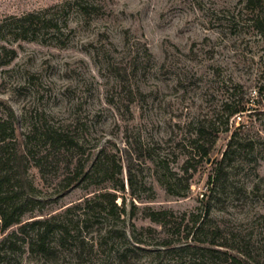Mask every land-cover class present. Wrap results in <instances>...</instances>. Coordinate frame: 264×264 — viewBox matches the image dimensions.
<instances>
[{"label":"rangeland","instance_id":"1","mask_svg":"<svg viewBox=\"0 0 264 264\" xmlns=\"http://www.w3.org/2000/svg\"><path fill=\"white\" fill-rule=\"evenodd\" d=\"M258 6L246 7V0H0V26L48 9L56 11L62 26L39 40L15 39L10 27L1 28L0 46L15 55L1 52L0 62L7 63L0 66V119L14 114L19 132L39 119L75 124L87 154L105 146L124 165L127 151L145 156L150 148L154 157L136 161L137 201L126 167L118 175L125 192H117V203L124 198L126 213L113 221L92 215L91 227L80 233L85 248L77 240L61 245L56 235L49 240L50 255L22 244L7 250L2 264H116L125 248L134 252L131 264H188L192 253L182 240L184 227L190 215L207 207L229 243L247 250L251 264H264V95L258 93L264 81V31L253 23L258 12L264 17V0ZM230 87L236 88L232 100L245 111L231 118L230 131L219 134L211 157L197 164L188 181L183 145L199 120L222 117ZM238 127L253 149L246 146L226 161L217 187L203 197ZM67 170L63 162L42 178L29 169L28 179L44 200L39 217L63 213L104 187L65 190L60 180ZM152 211H168L176 223L185 217L180 235L177 226L152 222ZM110 226L118 234L98 231ZM134 229L143 244L134 242Z\"/></svg>","mask_w":264,"mask_h":264},{"label":"trees","instance_id":"2","mask_svg":"<svg viewBox=\"0 0 264 264\" xmlns=\"http://www.w3.org/2000/svg\"><path fill=\"white\" fill-rule=\"evenodd\" d=\"M261 1L246 0V7L258 8ZM62 8L61 11H63ZM52 10L54 9L18 16L10 21V24L0 26V30L10 27V35L21 40H39V37L46 32L57 34L62 26L55 16L56 11ZM261 15L258 12L253 23L260 31H264V17ZM64 25L68 27L67 22ZM1 52H11L12 57L15 55V51L8 50L5 45L0 46V57ZM147 54H149L148 51ZM5 63L0 62V66ZM227 90L231 92V96L230 100L222 104L223 120L219 116L209 120L206 118L199 120L188 144L183 145L187 150L183 174L186 175L188 181L197 172V164L206 162L211 157L219 134L230 131L231 118L245 111L244 106L232 100V94L236 95V88L230 87ZM258 93L264 95V81L260 84ZM13 117H15L14 114H9L0 119V238L2 237L0 264L3 263L7 250L22 249V244L28 245L33 253L43 256L50 255L53 249L49 240L51 236L56 235L61 245L77 240L80 243L79 248H85L86 237H82L80 233L84 229L89 230L92 215L98 213L100 217L104 215L105 220L113 221L116 217L120 218L126 213L124 198L120 206L117 203V192H125V182L118 178V175L123 174L125 167L128 172L127 182L131 188L132 198L134 201L139 199L136 194L137 174L133 171L138 159L143 157L154 159L150 148L145 152V156L142 153L132 154L127 151L125 158L127 162L124 165L121 162L122 158H117V154L105 146L87 154L86 139L77 134L78 127L75 124L56 125L45 119H39L26 131L19 132ZM239 129L240 127L232 132L221 161L209 176V193L203 197H209L211 191L217 187L219 177L225 173L226 161L246 146L250 145L253 149L250 139L243 137ZM133 155L137 157L133 158ZM63 162L68 170L60 183H65L63 186L65 190L81 184L104 187L78 205L66 208L63 213L41 218L39 216L43 214L44 200L38 193L37 186L28 179L27 173L30 168H34L44 178L51 169H56ZM186 189H190L189 184ZM136 209H138L137 206L133 204V211ZM76 211H81V213L74 218L73 213ZM209 212L210 208L207 207L206 212L190 215L184 227L186 233L182 236V240L186 241V247L192 253V260L188 264H251L249 260H246L251 257L250 253L232 246L229 243L230 240L224 236L223 230L209 219ZM27 216H30V221H26ZM149 218L164 228L177 226L179 235L182 221L185 219L183 217L181 222L176 223L175 217L168 211H152ZM13 227H17V230L9 232ZM98 231L100 233L104 231V236L118 234L113 226ZM28 234L31 236L28 237ZM132 235L136 244L144 243L138 238L135 229ZM162 245L171 247L172 241H164ZM133 254L131 248H125L116 256V264H131L130 258Z\"/></svg>","mask_w":264,"mask_h":264}]
</instances>
